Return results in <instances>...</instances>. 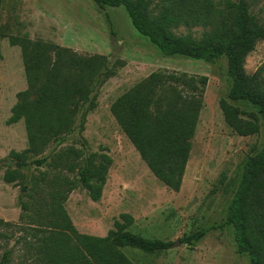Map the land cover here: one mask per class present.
Segmentation results:
<instances>
[{
  "label": "trees",
  "instance_id": "trees-1",
  "mask_svg": "<svg viewBox=\"0 0 264 264\" xmlns=\"http://www.w3.org/2000/svg\"><path fill=\"white\" fill-rule=\"evenodd\" d=\"M92 2L98 9L124 8L133 28L163 56L204 62L224 57L231 81L226 99L219 101L224 123L240 137L259 132V120L264 122V64L247 74L245 61L257 43L264 41V0ZM197 27L202 32L195 37L190 31ZM180 28L186 33H176ZM8 40L20 49L26 88L16 94L7 123L22 120L27 141L23 151H11L8 158L21 166L32 158L30 165L39 171L27 179L8 166L3 181L25 187L19 199L18 221L36 263L133 264L122 249L150 255L167 251L171 242L132 233L129 228L134 219L129 214H121L101 238L78 233L65 209L77 188L85 191L92 202L102 196L112 159L105 153L85 155L61 144L73 134L82 138L87 117L96 107L97 91L115 76L118 63L111 65L103 55H80L27 35L10 36ZM206 86L205 76L153 72L110 107L117 126L142 162L173 192L182 185ZM242 102L256 112L235 105ZM11 226L0 218V238L4 237L1 230ZM219 228L232 229L236 252L247 256L250 264H264V147L243 164L239 184ZM204 234L194 232L180 243L191 245ZM7 255L4 252L0 256V264L9 263Z\"/></svg>",
  "mask_w": 264,
  "mask_h": 264
},
{
  "label": "rangeland",
  "instance_id": "rangeland-1",
  "mask_svg": "<svg viewBox=\"0 0 264 264\" xmlns=\"http://www.w3.org/2000/svg\"><path fill=\"white\" fill-rule=\"evenodd\" d=\"M261 6L262 3L254 12ZM190 32L198 37L202 29L197 27ZM176 33L185 34L186 30L180 28ZM20 35L51 42L84 56L103 55L111 65L116 62L119 66L115 76L98 89L96 107L87 117L82 138L73 134L61 144L62 148L72 147L85 155L105 153L112 159L99 202L94 204L79 188L66 202L72 223L83 232L96 233L102 228L112 229L113 222L126 213L134 219L129 230L146 239L173 244L194 232L205 233L191 245L180 243L154 255L122 249L133 264H250L247 256L236 252L232 229L219 227L239 184L243 164L264 147V122L260 119L259 132L248 137L235 135L224 123L219 101L226 99L231 87L226 59L204 62L163 56L138 34L122 7L98 9L92 0H2L0 214H5L12 226L1 230L4 237L0 238V256L6 252L8 264H37L24 243L27 235L20 227L19 217L15 218L16 210L20 215L19 199L25 187L3 181L8 166L27 179L39 171L30 165L32 158L19 168L15 167L17 162L8 158L11 151L21 152L27 146L23 121L7 123L16 94L26 88L20 49L11 46L8 40ZM263 64L264 41H260L247 56L245 71L252 74ZM158 71L207 77L190 158L178 192L167 189L151 174L110 112L112 103L121 94ZM235 105L256 112L247 103Z\"/></svg>",
  "mask_w": 264,
  "mask_h": 264
},
{
  "label": "crops",
  "instance_id": "crops-1",
  "mask_svg": "<svg viewBox=\"0 0 264 264\" xmlns=\"http://www.w3.org/2000/svg\"><path fill=\"white\" fill-rule=\"evenodd\" d=\"M73 196V192L70 194V196H69V198H68V200L67 201H69V199L71 198ZM102 197V196H101ZM101 199V198H100ZM99 202V201H98ZM94 204H96L97 202H93ZM99 213H96V216H97V219H99L100 220V218H98V215ZM16 219L19 217V211L18 210H16ZM0 218L1 219H3L4 221H7V218H6V216H5V214H0ZM103 218H104V216H103ZM102 218V219H103ZM73 226L75 227V229L78 231V233H80V234H83V235H89V236H95V237H105L106 235H107V233H108V231H109V229H105L104 230V228H102V229H100V231L99 232H96V233H87V232H83V231H81L80 230V228L79 227H77V225L75 224V223H73ZM111 230V229H110Z\"/></svg>",
  "mask_w": 264,
  "mask_h": 264
},
{
  "label": "water",
  "instance_id": "water-1",
  "mask_svg": "<svg viewBox=\"0 0 264 264\" xmlns=\"http://www.w3.org/2000/svg\"><path fill=\"white\" fill-rule=\"evenodd\" d=\"M17 168H19V166H20V163L19 162H17ZM180 244V242L179 241H175L173 244H171V247H175V246H178Z\"/></svg>",
  "mask_w": 264,
  "mask_h": 264
}]
</instances>
